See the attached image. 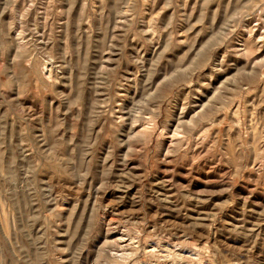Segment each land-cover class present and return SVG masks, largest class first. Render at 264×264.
I'll return each mask as SVG.
<instances>
[{
    "label": "rangeland",
    "instance_id": "1",
    "mask_svg": "<svg viewBox=\"0 0 264 264\" xmlns=\"http://www.w3.org/2000/svg\"><path fill=\"white\" fill-rule=\"evenodd\" d=\"M0 264H264V0H0Z\"/></svg>",
    "mask_w": 264,
    "mask_h": 264
}]
</instances>
